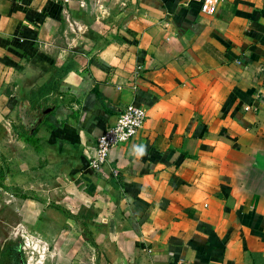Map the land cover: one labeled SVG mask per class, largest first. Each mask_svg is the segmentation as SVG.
Returning a JSON list of instances; mask_svg holds the SVG:
<instances>
[{
  "label": "crops",
  "instance_id": "crops-1",
  "mask_svg": "<svg viewBox=\"0 0 264 264\" xmlns=\"http://www.w3.org/2000/svg\"><path fill=\"white\" fill-rule=\"evenodd\" d=\"M216 3L0 0L12 162L86 177L97 264H264V0ZM127 105L143 128L86 170Z\"/></svg>",
  "mask_w": 264,
  "mask_h": 264
},
{
  "label": "rangeland",
  "instance_id": "rangeland-1",
  "mask_svg": "<svg viewBox=\"0 0 264 264\" xmlns=\"http://www.w3.org/2000/svg\"><path fill=\"white\" fill-rule=\"evenodd\" d=\"M7 138L8 129L0 126V264H13L11 247L19 250L20 264H97L94 233L102 232L105 219L86 189V177L73 171L70 176L59 174L54 168L50 174L40 173L43 166L37 161L17 169L11 155L30 161L31 149ZM86 161V170L92 171ZM13 174L18 185L8 178Z\"/></svg>",
  "mask_w": 264,
  "mask_h": 264
},
{
  "label": "built area",
  "instance_id": "built-area-1",
  "mask_svg": "<svg viewBox=\"0 0 264 264\" xmlns=\"http://www.w3.org/2000/svg\"><path fill=\"white\" fill-rule=\"evenodd\" d=\"M216 4V0H202L201 10L212 15ZM146 117V110L142 107L127 105L123 108L115 123L96 139L93 155L89 158V168L97 172L106 166L110 151L133 140L143 128ZM112 172L117 175L116 170Z\"/></svg>",
  "mask_w": 264,
  "mask_h": 264
},
{
  "label": "trees",
  "instance_id": "trees-1",
  "mask_svg": "<svg viewBox=\"0 0 264 264\" xmlns=\"http://www.w3.org/2000/svg\"><path fill=\"white\" fill-rule=\"evenodd\" d=\"M32 134H35V130L33 131ZM25 141H28V140H26V138H25ZM34 142H36V141H34ZM3 174H4L3 172L0 173L1 177H3ZM9 253H10V257L12 259L13 264H20L21 263L22 258L20 256V252H19V250H17V248L11 247V249L9 250Z\"/></svg>",
  "mask_w": 264,
  "mask_h": 264
},
{
  "label": "flooded vegetation",
  "instance_id": "flooded-vegetation-1",
  "mask_svg": "<svg viewBox=\"0 0 264 264\" xmlns=\"http://www.w3.org/2000/svg\"><path fill=\"white\" fill-rule=\"evenodd\" d=\"M18 250V249H17Z\"/></svg>",
  "mask_w": 264,
  "mask_h": 264
}]
</instances>
